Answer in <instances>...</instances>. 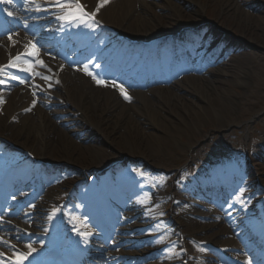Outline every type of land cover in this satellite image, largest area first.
Instances as JSON below:
<instances>
[{
  "label": "bare ground",
  "instance_id": "1",
  "mask_svg": "<svg viewBox=\"0 0 264 264\" xmlns=\"http://www.w3.org/2000/svg\"><path fill=\"white\" fill-rule=\"evenodd\" d=\"M115 1L116 0L109 2V0H107L108 6L106 7L104 14L110 16L108 17V20L113 24L122 25L126 31H135L133 36L142 38L143 36L149 35L150 32L148 29L153 23H165H163L162 19H160L161 16L159 15L158 17L153 15L154 18L150 19L145 17V14L149 13L153 4L161 7V9L164 11L163 13L166 14V16H164L166 19L169 18V20H172L171 17H173V19L182 18V15H179L178 12L179 8L174 3L178 2L179 0H118V3H115ZM188 1L193 2L192 0ZM201 1L204 5L205 3L209 2L216 4L219 8H221L219 19L225 20L226 22H231L238 29V33L241 35L240 40L238 39L237 43H233L232 49L230 51L231 56L229 60L226 61V63L229 64L228 68H231L234 64H240L242 68H240V71L236 70L235 73L229 74L225 72L224 75L220 76H224V78L229 76L230 80H234L235 82H237V78H241L246 83L247 81L251 80L252 85H247V83L242 85L241 88L242 90L247 91L248 94L246 97L249 99L259 96L264 92V85L257 76L256 56L251 57L250 54H246L245 50H247L249 43L252 41H259L261 44L258 45V47H264L263 6L260 5L261 3H255L254 0ZM168 3H171L173 6V10L170 13L167 11L169 9L166 7ZM211 30L217 35H227L225 28H221L219 30H214L212 28ZM136 31L138 33H136ZM229 33L233 34V31H229ZM11 37L15 39L14 42L10 45H3L0 49V65L6 63V55L8 50H10L11 55L15 53L12 50L14 46L25 43L22 37L18 34ZM220 58V55L215 56V60L212 62L216 64L217 71L218 68L223 71L224 67L227 66L224 60H219ZM241 69H243V71ZM211 72L213 75H217V72L210 71L209 73ZM132 74L136 75V71L134 70ZM137 76H139V74H137ZM47 79H50V76H47ZM133 79L134 78L130 80ZM0 81H3L2 78H0ZM183 81L184 84H186V82L187 84L183 85ZM214 82L215 81L211 76H185L182 77L181 81L172 82L169 87L164 86L165 88L169 89H149L145 93L134 92V96L131 95V92H128L127 96L131 99L126 101L124 98L109 92L108 88H94V86H92L90 82L83 77H73V74L64 72L62 73V77L60 79V86L56 87V92L52 93L54 100L49 101L50 103L47 104L49 107H52L57 105L58 102H61L60 106L63 107L61 110H64L65 107L68 106L74 110L68 111V113H80V115L77 114L80 117H86L87 114L93 119L91 125H89V128L95 135L93 134V137H91L90 140L85 139L83 144L89 145V147H87V151H95L92 152V156L88 158H93L91 161L95 162L96 164L99 163L98 167L101 168L102 165L104 166L108 164V162L112 161V159H106L108 158L106 150H97L100 147H103V145L106 144V141L109 142L108 137H110L111 134L105 131V129H110L111 120L109 119H112L122 125L125 136H141L142 142L145 144V152L141 155L146 156L147 160H151V158L161 160L163 159V156H166V153L174 150L173 146L171 145L172 142L171 140H168V138H179L181 140L183 138L192 139L194 136V129H197L198 127L203 128V126L208 124L211 127L222 129L224 126L212 121L210 119L211 116L214 114H219L226 118L230 115V108H228V110L227 107H225L226 103L224 100L226 98L229 102V105L233 106L236 103L233 96L226 94L223 90L216 87ZM228 82L230 81L226 79L224 83ZM0 85L5 86L7 90L10 86L5 82L0 83ZM182 91H185V93L188 91L190 92L188 95H193L194 97L192 99L182 97ZM149 94L150 97H146ZM5 95V92H0V100H3ZM253 95L256 96L254 97ZM25 96L27 95L19 96L13 92L11 93V96L8 97L6 104L3 105L1 109L4 115V122H0V133L13 132L12 143H14L16 147H18L20 144L18 140L29 141L32 136L36 137L37 135L38 139H41L40 148L42 143L43 150L50 151L51 154L56 155L58 158H63V161L66 163L68 168L73 166L74 163H72V161H76L75 158L79 159L84 152L83 150H79L74 141L66 137L61 132V130H58V125L55 119L62 117V111L56 108H51L47 111H35L31 110L32 108H30V113H23L24 109L28 108V103L24 105ZM160 101L163 103H160ZM118 104L121 107H118ZM177 111H182L183 113L178 115L176 113ZM174 120L181 126L177 127L171 125L172 121ZM115 127L117 128L118 125L115 124ZM182 129L188 130V133L182 132ZM146 131H148L149 134L145 133ZM194 139H198V136H194ZM260 142L261 141H259V143ZM97 144L100 147H97ZM191 148L192 145L190 142L184 144V150H189ZM183 149L181 150L184 151ZM196 149L197 148H192L191 152L196 153ZM161 150H164V153H162ZM5 158L6 156L2 155L0 151V164L4 162ZM44 160L50 159L45 157ZM189 167H191L192 170L185 171V174L188 177H196L201 175V171L197 167L195 160L190 163ZM126 168L128 170L132 169L131 166H126ZM67 170L68 169L65 168L63 173L68 172ZM200 177L203 182L197 181V183L205 184L204 182H208L209 180L213 179V176H210L209 178H205L203 176ZM133 185H137V181L133 182ZM179 189L180 187L176 185L173 193L177 194ZM213 192L216 191L211 190L209 187L204 188L206 197H212ZM188 201L191 202L190 199ZM6 209H8V207H6ZM6 212L9 211L7 210ZM139 214L143 218L156 220V217L152 218L150 216H146L147 214L144 213L143 207L139 209ZM236 214V217H238L237 219H241V210L240 213L236 212ZM78 215L79 214H74L70 218V224L73 225L75 223ZM198 215L200 217H207L206 213H199ZM180 218H182V216ZM68 223L69 222L67 218H65V225L68 226ZM191 224H195L196 227L192 229L188 222L186 223L182 219L179 220L177 223L178 229L176 231L179 233V238L185 236L188 239L193 238V240L199 242H206L205 240H207L208 237L206 239H198L194 236V234H196L197 231H205L206 229L213 230V228L220 227V222L218 221H213L212 224L206 225L197 222H192ZM223 234L224 233H220L221 236H223ZM215 235L216 236L213 237L214 241L218 236L216 233ZM57 243L59 242L53 241V244ZM117 243H119V241L114 240L111 241L108 246L113 247ZM216 243L220 245L217 247L222 248L221 246H223V243ZM74 244L80 245L81 243L74 242ZM84 245L86 246V244ZM90 246L91 245L89 244L86 247L89 248ZM186 246L188 247V250L183 253V255H190L194 260L199 259L198 255H196V250H193L189 244H186ZM31 247L34 249V251L30 256L36 258L38 261L42 260L44 263L49 262L48 257L42 258L40 256L41 253H45L47 250L45 244L31 245ZM178 247V245H175L174 251L172 250V252L166 253V263L175 260L173 255L178 253ZM88 248L81 249L79 252L74 251L75 257L69 256L68 254H61V263L74 261L75 264H78V259H80L82 255L87 254L88 256L91 254L88 251ZM222 255L226 254L223 253ZM50 256L57 257L59 254H51ZM201 264L206 263L204 262Z\"/></svg>",
  "mask_w": 264,
  "mask_h": 264
},
{
  "label": "rangeland",
  "instance_id": "2",
  "mask_svg": "<svg viewBox=\"0 0 264 264\" xmlns=\"http://www.w3.org/2000/svg\"><path fill=\"white\" fill-rule=\"evenodd\" d=\"M192 1L196 2V6H192L190 3H187L189 2L188 0H179L178 2H174L179 8V15H182V18L177 20L173 19V17H171L172 20H169V18L166 19L164 17L166 14L163 13L164 11L161 7L153 4L148 13L149 16L145 17H153V15L158 17L159 15L161 16L160 19H162L163 23H165L156 25L153 24L152 27H154V29L152 28L150 32L156 33L155 31L158 29L173 32L175 28H178L179 23L180 25L190 26L193 29L205 24L206 27L199 29V31H203V29L207 30V35H204V32L199 33L203 40H205L206 47L202 48V51L205 52V57L201 58L198 63L202 60L203 64L207 60L208 56L210 59L214 51L220 55L221 59H226L230 55V47H232L233 43H237L238 39L240 40L241 38V35L238 33V29L231 22L219 19L221 8H219L216 4L207 2L204 5L201 0ZM254 2L261 3L260 5L264 8V1L254 0ZM166 7L169 9L167 10L169 13L172 12L173 6L171 3H168ZM214 26L217 27V30H219V28H225L227 32L233 31V34L229 33V35H226L224 38L215 34V32L211 30ZM211 36L213 37L212 39H210ZM260 44L261 43H259V41H252L249 43V46L245 51L246 54H250L251 57L256 56L257 76L264 85V47H258ZM226 65L227 66L224 67L223 71L219 68L217 71V66L214 68H212V66L207 68L206 71L211 70L213 72H217V75H213L212 72H207L204 75L198 76H211L215 81L214 84L216 87L223 90L226 94L233 96L235 99L236 104L233 106L229 105L227 98L224 100L226 103L225 107H227V109L230 108L231 110L229 112V116L224 118L219 114H214L210 118L215 123L222 124L224 127L222 129H217L216 127H211L209 124L203 126V128L198 127L193 130L194 136H198V139H194V136L192 139L183 138L182 140L179 138H168V140H171V145L174 150L166 153V156H163V159L161 160L153 158H151V160H147L146 156L141 155L145 152V144H143L141 136H125L122 125L112 119H109L111 120L110 129H105V131L111 134V136L108 137L109 142L105 140L106 144L103 145V147H100L97 144V147H100L97 150H106L108 155V158H106L107 160L129 158L134 162H140L141 164L144 163L145 165L142 164L141 166V171H145L147 176L150 178V182L147 181L146 185L150 190H154L157 194L165 196V200L160 201L162 203L158 207L153 210H149V213H154L158 216V221L148 223V227L143 230V234L139 235L138 246L125 247L122 250L116 251L123 254L120 259L121 263L119 262V264H163V252L160 248H163L164 246L168 248L166 244L170 245L171 242H173V245L174 243H177L181 246V244L177 241L176 234H174L173 237L165 239L164 246H159L157 238L160 236H166L167 234H162L163 231L159 232L158 228H162L167 224L171 230L174 225L177 226L180 219L186 223L188 222V224H190L189 226L194 229L196 225L191 224L192 222L201 223L200 221H203L205 223L204 225L212 224V216L222 217L221 213L224 210H227L229 214H232L235 208L240 206L246 209L243 213L246 214V216L250 215L252 224H258L256 208L258 207L261 194L257 192L255 182L264 184V149L257 147L259 141H263L264 143V92L257 97H255L256 95H253L255 97L253 99L247 98V91L242 90L241 87L247 83V85H252V81L249 80L246 83L241 78H237V82H235L234 80L231 81L229 76L225 78L224 76H220L224 75L225 72L229 74L235 73L236 70L240 71V68H242L240 64H234L231 68H228V63H226ZM241 70L243 71V69ZM226 79L230 82L224 83ZM186 84H184L183 81V85ZM159 88L163 89L162 86H159ZM145 92L147 91L142 90L141 93ZM181 94L182 97L187 99H192L194 97L193 95H188L190 94L188 91L186 93L185 91H182ZM146 97H150V94ZM160 103L163 102L160 101ZM118 107L121 106L118 104ZM60 111L63 113L62 117L55 119L58 125V130H61L66 137L75 142L79 150H83L84 152L79 159L75 158L76 161H72V163H74L73 168L79 172H88L92 168H97L99 163L96 164L91 161L93 158H88L92 156L91 153L95 151H87V147H89V145L83 144L85 139L90 140V138L93 137L92 135L94 133H92L89 128L93 119L87 114L86 117H80L77 114L68 113L69 110L64 109ZM176 113L179 115L183 112L177 111ZM115 124L118 125L117 128L115 127ZM171 125L177 127L181 126L175 122V120L172 121ZM181 131L188 133V130L186 129H182ZM145 133H148V131ZM5 135V137H9L8 134ZM37 138L38 136L36 135V137L32 136L29 141L21 140L20 145L33 151L36 155L41 153V157L47 156L51 160L49 162L53 165H65L63 158H58L56 155L51 154L50 151H48V155H46L43 148L40 149L41 140ZM187 142L191 143L192 148H197L196 153L191 152L192 148L189 150L183 149L184 144ZM161 152L164 153V150H161ZM194 159L202 170L217 166L215 170H219L223 176H232V179L227 181V188H230V190H226L223 195L220 191L213 192L212 197H207L208 203H205L206 201L204 199L200 197L195 198L196 196H194L195 205H192L181 198L176 204V208L182 209L184 213H187V215H183L182 218L177 219L179 215L171 210L173 206V199L170 198V195L172 194L174 186L177 184L183 185V191L188 189L186 186L188 180L184 178V171L187 168L186 166H188ZM178 181H180V183H178ZM47 185H50V182H48ZM62 186H64V184L61 185V187ZM159 186L162 187V189H160ZM58 191H61L60 187L50 189L47 193L46 200L51 201L54 197L58 196ZM185 194V192H180L181 196H184ZM146 202L149 208L152 206L155 207L157 204V202L152 198L148 201H146V199L140 200L137 206H142L146 204ZM202 203H204L203 207L200 206ZM197 210L206 214L207 211L210 210L211 215L209 213L203 220L200 218L195 219V216L191 214H197L192 212ZM170 218L172 219L170 220ZM222 223L223 224H221L220 227L213 228V230L206 229L205 231H197L194 236L198 239H206L208 237L205 241L208 242L209 246L214 248L220 246L219 244L215 246L214 244H217L216 242L223 243V247H228L230 246V238L226 235L221 236L220 233L228 234L229 229H231L232 226L229 225L227 220H223ZM236 231L242 232L240 228ZM215 233L218 236L214 241L213 237L216 236ZM239 236V239L242 238V235ZM248 236L249 235H247L245 230L244 237H247L246 243L249 245L251 244V249L256 252V247L252 245L251 241H249ZM142 238H144V240H141ZM183 239H185L186 242V238ZM161 240L162 238H159V242ZM194 245L198 247V253L205 251L207 264H214L212 261L216 260V256L208 247L197 243H194ZM183 246L184 248L186 247L185 243ZM180 257L181 254L176 257V261L173 264H180ZM133 258L137 259L133 262ZM258 261L260 264H264L260 257H258ZM251 262L253 264V261ZM189 264H201V262L200 260H194Z\"/></svg>",
  "mask_w": 264,
  "mask_h": 264
},
{
  "label": "snow or ice",
  "instance_id": "3",
  "mask_svg": "<svg viewBox=\"0 0 264 264\" xmlns=\"http://www.w3.org/2000/svg\"><path fill=\"white\" fill-rule=\"evenodd\" d=\"M12 0H0V5L2 4H10ZM103 3H107V0H103ZM58 7L61 9H67L65 15L61 16L60 19L68 20L69 22L75 21V20H85V19H92L95 18V13H88L84 10L83 6L78 3V0H68L67 3L64 4H58ZM103 6V4L99 5L96 9V11H99V7ZM8 16H12L13 13L11 11L7 12ZM12 37L9 36V39ZM38 54V49H36V45H31V50L27 53L28 56H36ZM21 60V57L17 56L15 58V61H10L9 65L10 67L18 68L19 71L32 73L33 68L35 67V64L32 61H25L23 67H18V62ZM36 63H39L41 66L43 65L42 61H36ZM0 71H3L2 68H0ZM84 71L88 75H92V73L88 70L87 65L84 66ZM14 79H19V77H13ZM95 79V77H93ZM44 79H47V77H44ZM0 83H4V81H0ZM20 83H24L23 80H20ZM98 84H103L104 81L97 80ZM121 93L124 95L125 99H130V97L127 96L125 90L123 87H121ZM87 235V234H84ZM29 251L27 253H19L17 256L16 264H23V261L28 258V256L31 255V253L34 251L32 249L31 245L28 246Z\"/></svg>",
  "mask_w": 264,
  "mask_h": 264
}]
</instances>
